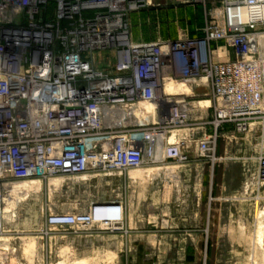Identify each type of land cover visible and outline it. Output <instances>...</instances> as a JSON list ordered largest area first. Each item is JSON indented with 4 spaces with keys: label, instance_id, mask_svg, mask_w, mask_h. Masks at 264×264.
Returning a JSON list of instances; mask_svg holds the SVG:
<instances>
[{
    "label": "built area",
    "instance_id": "1",
    "mask_svg": "<svg viewBox=\"0 0 264 264\" xmlns=\"http://www.w3.org/2000/svg\"><path fill=\"white\" fill-rule=\"evenodd\" d=\"M206 2L0 0V235L14 188L37 182L31 194L44 185L57 197L43 205L41 238H123L121 195L74 197L70 210L57 200L133 172L150 186L174 168L213 175L254 134L255 164L224 201L264 200V0ZM170 6L204 7L199 34L134 38V16Z\"/></svg>",
    "mask_w": 264,
    "mask_h": 264
},
{
    "label": "rangeland",
    "instance_id": "2",
    "mask_svg": "<svg viewBox=\"0 0 264 264\" xmlns=\"http://www.w3.org/2000/svg\"><path fill=\"white\" fill-rule=\"evenodd\" d=\"M193 9L170 6L141 12L132 19L133 36L175 38L181 29L198 35L206 12L202 6ZM257 136L239 141L231 159L216 167L213 175L206 165L201 170L174 168L158 174L150 186L143 172L131 173V180L117 179L112 187L95 184L89 192L68 193L57 200L70 210L76 204L74 197L121 195L127 206L128 232L123 238L96 230L41 238L37 230L43 224V205L56 195H49L43 185L40 193L31 194L40 190L34 188L13 196L7 210L15 217L9 218L0 235V264H264V200L252 202L250 211L242 202L224 201L241 193L243 165L255 164ZM211 197L216 201L210 202Z\"/></svg>",
    "mask_w": 264,
    "mask_h": 264
},
{
    "label": "bare ground",
    "instance_id": "3",
    "mask_svg": "<svg viewBox=\"0 0 264 264\" xmlns=\"http://www.w3.org/2000/svg\"><path fill=\"white\" fill-rule=\"evenodd\" d=\"M132 174H134V176H138L139 174L141 175L140 172H133ZM140 177V176H139ZM142 178V177H141ZM135 179V178H134ZM35 190H39L40 189V184L35 182V183H25V184H21L17 187L14 188L13 190V194L17 195L18 197H20V195L28 193L30 190L34 189ZM16 200V199H15ZM14 200V201H15ZM10 201V200H9ZM15 204V202H13ZM11 207V206H10ZM14 207V206H12ZM263 234V233H262ZM262 236V235H261ZM263 237V236H262ZM259 238V237H258Z\"/></svg>",
    "mask_w": 264,
    "mask_h": 264
},
{
    "label": "crops",
    "instance_id": "4",
    "mask_svg": "<svg viewBox=\"0 0 264 264\" xmlns=\"http://www.w3.org/2000/svg\"><path fill=\"white\" fill-rule=\"evenodd\" d=\"M210 2L212 1V0H209ZM217 1V0H216ZM186 9H193V8H184L183 10L185 11ZM194 11H195V9H193ZM251 208H252V206L250 207V206H247V210L248 211H250L251 210Z\"/></svg>",
    "mask_w": 264,
    "mask_h": 264
}]
</instances>
